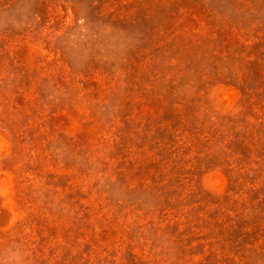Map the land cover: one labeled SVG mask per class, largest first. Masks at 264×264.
Listing matches in <instances>:
<instances>
[{"label": "rangeland", "instance_id": "1", "mask_svg": "<svg viewBox=\"0 0 264 264\" xmlns=\"http://www.w3.org/2000/svg\"><path fill=\"white\" fill-rule=\"evenodd\" d=\"M0 264H264V0H0Z\"/></svg>", "mask_w": 264, "mask_h": 264}]
</instances>
